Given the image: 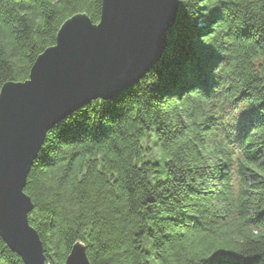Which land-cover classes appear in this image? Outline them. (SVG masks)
<instances>
[{"label": "trees", "instance_id": "16d2710c", "mask_svg": "<svg viewBox=\"0 0 264 264\" xmlns=\"http://www.w3.org/2000/svg\"><path fill=\"white\" fill-rule=\"evenodd\" d=\"M178 3L143 78L46 133L24 187L46 264L76 242L91 264H264V0ZM80 13L101 0H0V88ZM0 264H24L1 237Z\"/></svg>", "mask_w": 264, "mask_h": 264}, {"label": "water", "instance_id": "95a60500", "mask_svg": "<svg viewBox=\"0 0 264 264\" xmlns=\"http://www.w3.org/2000/svg\"><path fill=\"white\" fill-rule=\"evenodd\" d=\"M178 0H101L99 21L75 14L58 29L24 81L0 88V237L24 264H46L24 192L46 133L95 99L112 100L160 60ZM63 264H91L76 242Z\"/></svg>", "mask_w": 264, "mask_h": 264}, {"label": "rangeland", "instance_id": "374dc122", "mask_svg": "<svg viewBox=\"0 0 264 264\" xmlns=\"http://www.w3.org/2000/svg\"><path fill=\"white\" fill-rule=\"evenodd\" d=\"M245 113V109L243 106L238 105L236 107L233 106H227L226 111H225V122L230 125L231 127H239L242 119H243V114ZM150 140V138H149ZM150 143V141H149ZM152 146V149L154 151V146L152 143H150ZM149 145V144H148Z\"/></svg>", "mask_w": 264, "mask_h": 264}]
</instances>
